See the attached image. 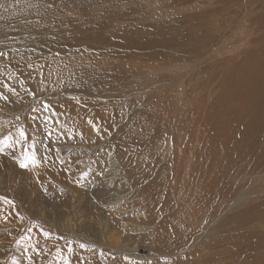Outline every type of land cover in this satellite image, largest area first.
<instances>
[{
  "label": "rangeland",
  "instance_id": "obj_1",
  "mask_svg": "<svg viewBox=\"0 0 264 264\" xmlns=\"http://www.w3.org/2000/svg\"><path fill=\"white\" fill-rule=\"evenodd\" d=\"M0 264H264V0H0Z\"/></svg>",
  "mask_w": 264,
  "mask_h": 264
},
{
  "label": "snow or ice",
  "instance_id": "obj_2",
  "mask_svg": "<svg viewBox=\"0 0 264 264\" xmlns=\"http://www.w3.org/2000/svg\"><path fill=\"white\" fill-rule=\"evenodd\" d=\"M21 135H22V134H21ZM20 167H21V168H25V167H27V165H26V164H23V163H21V164H20ZM6 202H7V203H11V201H6Z\"/></svg>",
  "mask_w": 264,
  "mask_h": 264
}]
</instances>
